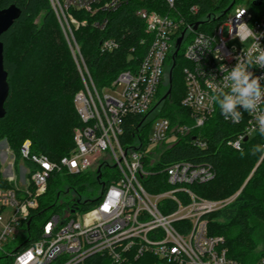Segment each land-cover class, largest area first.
<instances>
[{
	"label": "built area",
	"instance_id": "1",
	"mask_svg": "<svg viewBox=\"0 0 264 264\" xmlns=\"http://www.w3.org/2000/svg\"><path fill=\"white\" fill-rule=\"evenodd\" d=\"M254 1L253 5L258 7L255 16L244 5L228 14L232 5L224 21L209 32L200 29L203 25L200 20L209 18H197L200 10L197 5L185 9L178 5V0H165L164 11L142 7L136 15L146 23L145 31L150 37L144 58L136 69L120 72L110 86L99 89L69 25V20L78 22L68 12L71 7L93 12L97 0H51L84 83L74 96L82 124L74 132V149L59 160L32 153V142L24 140L20 148L22 159L16 166V156L4 140L6 147L0 154L8 164L4 179L14 187L0 189V249L12 257L11 264H18V258L30 249L32 258L28 264H82L95 254L105 256L109 264H138L144 255H154L165 264H246L228 256V249L223 246L224 236L210 235L206 219L208 213L226 206L239 192L234 197L212 200L201 198L188 188L193 183L212 180L215 177L212 166L178 161L162 168L170 188L161 193H148L142 178L151 173L148 166H156L162 151L181 136L201 128L217 113L225 119L219 106L209 100L212 86L223 85V76L249 52L258 55L264 49V0L259 4ZM119 4V0H113L104 8L113 11ZM241 10L246 12L237 21ZM239 22L247 23L255 37L239 38L236 35ZM227 26L231 36L225 39L223 28ZM181 36L179 49L189 40L184 48L189 65L184 69L186 95L182 106L190 111L191 122L173 125L165 116L151 115L160 112L157 93ZM235 37L240 40V46L229 44ZM118 47L117 39H106L101 42L100 51L113 52ZM248 71L254 77L264 76V67L258 64L251 65ZM260 83L264 87V79ZM260 107L264 110V104ZM147 112L150 114L145 123L154 118L148 140L123 141L128 118ZM226 121L241 126V133L227 142L237 150V142L243 149L245 140L258 133L252 131L255 114L243 112L239 123ZM108 158L115 160L118 172L109 175L110 182H105V174L100 172L102 167L108 168ZM26 160L36 166L34 170ZM93 166L102 191L93 208L82 215V222L74 218L77 208H65L63 215L54 213L41 225L40 235L29 246L10 253L5 251V247L26 234L28 238L26 223L38 207V197L47 191L53 174L63 171L83 174L94 169ZM255 264H264V255Z\"/></svg>",
	"mask_w": 264,
	"mask_h": 264
},
{
	"label": "trees",
	"instance_id": "2",
	"mask_svg": "<svg viewBox=\"0 0 264 264\" xmlns=\"http://www.w3.org/2000/svg\"><path fill=\"white\" fill-rule=\"evenodd\" d=\"M112 1L97 0L93 4V12L73 7L68 11L78 22L69 20V25L99 89L110 86L120 72L136 69L146 54L150 37L145 31L146 23L136 15L137 10L142 7L167 10L165 0H119L115 10L104 8ZM237 1L178 0V5L185 9L191 5L199 6L197 18H209L200 20L203 23L200 29L209 32L224 21L225 12ZM14 4L21 9L22 15L0 38L5 45V69L9 72L10 86L5 104L6 116L0 119V142L5 139L9 142L16 156V166L22 159L20 148L24 140L32 142V153H42L59 160L75 146L74 131L82 122L75 108L74 96L84 83L51 0H0V9ZM39 18L40 21H37ZM106 39H117L119 47L113 52H101V42ZM167 65L169 68L157 93L160 112L156 116L167 117L173 125L189 124L190 111L182 106L186 95L184 69L189 62L182 48L174 60L169 59ZM170 87L171 92L165 98ZM150 112L128 118L121 137L123 141L148 140L151 121L145 123V120ZM240 133V125L227 122L218 113L211 116L201 128L191 130L165 148L156 166H148L151 173L142 178V183L148 193H161L170 188L162 168L178 161L212 166L215 172L212 180L193 183L188 188L199 197L212 200L229 198L239 192L226 206L206 215L208 233L224 236L223 246L228 249L230 258L255 264L264 255V231L260 230L261 226L264 228V160L248 153L253 145L264 144V137L256 133L247 139L243 143L245 155L242 157L240 150L227 144ZM25 163L33 170L36 167L27 160ZM106 169L102 167L100 173L104 175ZM83 180H88L91 185L101 183L97 172L89 176L63 171L49 178L47 191L38 197V207L26 223L28 238L14 250L24 249L38 238L41 225L50 219L49 213L58 208L60 196L75 188L73 181L78 184ZM11 187L14 185L4 179L0 157V189ZM83 189V186L75 188L80 197ZM80 197L74 201L72 198L61 206L77 210L93 208L96 199L83 201ZM11 263V256L0 255V264ZM82 264H109V261L105 256L95 254ZM138 264L165 263L154 255H144L139 258Z\"/></svg>",
	"mask_w": 264,
	"mask_h": 264
},
{
	"label": "clouds",
	"instance_id": "3",
	"mask_svg": "<svg viewBox=\"0 0 264 264\" xmlns=\"http://www.w3.org/2000/svg\"><path fill=\"white\" fill-rule=\"evenodd\" d=\"M245 12L246 10H241L237 13V21L244 16ZM236 35L241 39L255 37L252 28L244 22H239L236 25ZM256 46L258 43L254 45V47ZM253 64L264 67V49L260 50L258 55L249 52L244 60L238 61L228 74L223 76V85L212 86V94L209 96V100L219 106L221 114L226 120L230 119L234 123L240 122L243 112L255 114L256 123L253 125L252 131L258 132L261 137H264V110L260 107L261 104H264V87L260 83L264 76L254 77L253 73L248 71V68ZM221 71H225V69L221 68ZM226 89L228 90L226 91ZM249 123L252 122L249 121ZM236 147L243 157L245 153L240 148L239 142H237ZM248 154L258 155L260 160H264V144L253 145ZM116 195L119 196V193ZM30 258H32L31 249L18 258V264H28Z\"/></svg>",
	"mask_w": 264,
	"mask_h": 264
},
{
	"label": "rangeland",
	"instance_id": "4",
	"mask_svg": "<svg viewBox=\"0 0 264 264\" xmlns=\"http://www.w3.org/2000/svg\"><path fill=\"white\" fill-rule=\"evenodd\" d=\"M241 5H244L248 10H249V12L250 13H252L254 16L257 14V11H258V7L256 6V5H253V0H238L235 4H234V7L228 12V14H230L231 12H233L234 11V9L236 8V7H238V6H241ZM59 20V19H58ZM37 21H40V18L37 20ZM230 32V27L229 26H227V27H224L223 28V34H224V38L225 39H228V38H230V36H231V34L229 33ZM188 42H189V40H185V42L183 43V45L181 46V48H182V50L183 51H185L184 50V48L186 47V45L188 44ZM229 44L230 45H237V46H240L241 45V42H240V40L237 38V37H235V38H232V39H230L229 40ZM247 44H248V42H247ZM71 50V49H70ZM184 81H185V78H184ZM157 115V111L156 112H154L151 116H156ZM156 118H159V116H157ZM154 119V118H153ZM153 119H151V120H149V121H151V124H150V126H149V128H150V131H151V129H152V127H153V124H154V120ZM76 130V129H75ZM75 132V131H74ZM5 147H6V142H4V140L3 141H1L0 142V154H2V151L5 149ZM3 156V155H2ZM1 155H0V157H1V162H3L2 163V171H3V176L6 178L7 177V173H6V168H7V161H4V157H2ZM107 162H108V168L106 169V171H105V175L103 176V181H108V182H110V177H109V175H114V174H116L117 172H118V167L117 166H115V164H116V162H115V160L114 159H112V158H108L107 159ZM94 167V169L92 168V170H90L89 172H86V173H84V174H87V175H91V174H94V172H95V166H93ZM72 184H73V186L75 187V188H78V187H80V186H83L84 187V189H83V191H82V193H81V197L76 193V190H75V188H72V191L70 192V193H64V194H62L61 196H60V199H59V201H58V208L54 211V212H51V213H49L50 214V216L52 215V214H54V213H56V214H61V215H63L64 214V208H63V206H61L63 203H65V202H68V201H70V200H72V198H73V200H75V199H77V198H81L83 201L84 200H87V199H89V198H91V200H93V199H96V198H99L100 197V194H101V191H102V188H101V185H91V182H89L88 180H83V181H81V182H78V184L77 183H75L74 181L72 182ZM88 192V194L85 192ZM89 194H91L90 196H88ZM237 194V193H236ZM236 194H234L233 196H231V197H234ZM230 198V197H229ZM61 206V207H60ZM87 210H81V209H79V211H78V213L76 214V215H74V218L77 220V222H82L83 221V217H82V215L86 212ZM48 214V215H49ZM47 215V216H48ZM45 219L47 218V217H44ZM41 223V222H40ZM263 230L264 231V228L261 226L260 227V230ZM261 230V231H262ZM26 237H27V234L25 235V236H23L22 238H19L16 242H14V243H12V244H10V246H7V247H5V251H7V252H10V251H12V250H14V248L16 247V246H18L19 245V243H22L21 241H24V239H26ZM1 254H5V252L2 250V249H0V255Z\"/></svg>",
	"mask_w": 264,
	"mask_h": 264
},
{
	"label": "water",
	"instance_id": "5",
	"mask_svg": "<svg viewBox=\"0 0 264 264\" xmlns=\"http://www.w3.org/2000/svg\"><path fill=\"white\" fill-rule=\"evenodd\" d=\"M254 3H261V0H255ZM232 6H230L229 9H231ZM227 11L225 13H227ZM22 11L21 9L16 5H11L7 8L0 9V38L1 35L4 34L9 30V28L15 23V21L21 17ZM183 40V36L178 38L177 40V48L176 52L174 55V59L176 58L178 52H179V47L181 45V42ZM4 50H5V45L2 41H0V119H3L6 116V107L5 104L7 102V98L10 92V86H9V72L6 71L5 69V57H4ZM170 79V84H172V79H171V72L169 75ZM171 92V87L168 90V94ZM247 139V138H246ZM246 141V140H245ZM73 212L74 209L72 210Z\"/></svg>",
	"mask_w": 264,
	"mask_h": 264
},
{
	"label": "flooded vegetation",
	"instance_id": "6",
	"mask_svg": "<svg viewBox=\"0 0 264 264\" xmlns=\"http://www.w3.org/2000/svg\"><path fill=\"white\" fill-rule=\"evenodd\" d=\"M169 89H170V88H169ZM169 89H168V90H169ZM167 92H168V91H167ZM167 92H166V94L164 95V96H165V98H166V97L169 95Z\"/></svg>",
	"mask_w": 264,
	"mask_h": 264
}]
</instances>
